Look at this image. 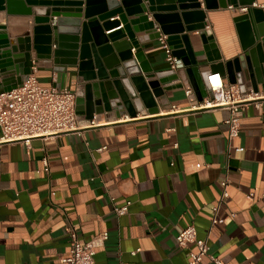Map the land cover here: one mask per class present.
<instances>
[{
    "label": "crops",
    "instance_id": "obj_1",
    "mask_svg": "<svg viewBox=\"0 0 264 264\" xmlns=\"http://www.w3.org/2000/svg\"><path fill=\"white\" fill-rule=\"evenodd\" d=\"M227 2H201L210 24L203 30L207 48L212 57L214 51L220 55L224 70L210 69L218 61L206 59L199 33L191 31L199 70L223 72L224 81L242 91L261 90L262 75L253 65L246 67L244 51L252 41L248 13L229 9ZM34 8L40 13L44 7ZM7 18L14 20L9 19L10 38L32 24L28 15ZM142 47L153 71L173 70L157 38ZM31 58L41 83L57 82L52 59ZM235 63L242 67L243 81ZM67 68L58 83L76 93L83 82L76 66ZM173 71L177 78L161 83L154 114L145 108L130 117L112 110L96 113L93 123L78 130L34 137L28 145L0 141V264H68L62 259L70 230L82 242L108 231L96 250V264H188V251L196 246H180L175 238L188 224L222 264H264V99L258 108L249 104L239 111L240 130L229 138L228 110L191 108L185 68ZM222 179L228 196L218 214L224 221L211 224ZM126 201L127 211L116 214L113 206ZM203 262L215 264L208 256Z\"/></svg>",
    "mask_w": 264,
    "mask_h": 264
},
{
    "label": "water",
    "instance_id": "obj_2",
    "mask_svg": "<svg viewBox=\"0 0 264 264\" xmlns=\"http://www.w3.org/2000/svg\"><path fill=\"white\" fill-rule=\"evenodd\" d=\"M252 2L240 3L247 5L252 29V41L244 54L246 67L253 65L264 81V9L251 6ZM227 3L239 4L237 0ZM36 5L44 7L40 13ZM200 5L199 0H0L4 13L0 21V92L22 82L32 71L33 56L52 59L57 79L53 83L59 87L63 82H58L70 72L68 65L77 67V79L83 86L75 93V108L82 117L92 119L96 113L112 110L135 117L145 108L154 114L158 111L156 97L164 91L161 83L178 75L173 70L153 71L145 57L142 42L157 38L160 29L168 34L173 53L182 59L197 98L211 95L206 83L210 70H199L190 32L199 33L206 59L218 61L210 69L224 70V62L215 51L212 57L207 48L205 12ZM13 15L31 16L32 24L10 38L9 19L14 20L7 16ZM234 70L243 81L242 67L236 64Z\"/></svg>",
    "mask_w": 264,
    "mask_h": 264
},
{
    "label": "built area",
    "instance_id": "obj_3",
    "mask_svg": "<svg viewBox=\"0 0 264 264\" xmlns=\"http://www.w3.org/2000/svg\"><path fill=\"white\" fill-rule=\"evenodd\" d=\"M202 2V0H199ZM251 6L262 7L264 2L253 1ZM229 9H236L241 12L247 10L246 4H227ZM159 30L157 37L164 58L173 70L184 68L182 59L176 56L168 43V34ZM210 30V24L205 23L204 31ZM197 32V31H196ZM33 62V60H32ZM36 64L33 62L32 71L27 73L22 82L17 86L0 92V141L13 142L21 141L28 145L34 137H46L68 131L78 130L86 124L94 122L92 119H82L76 112L75 92L66 87H59L54 83H41L36 75ZM209 73V74H208ZM206 83L211 95H204L201 99H193L194 89L188 84L184 87V93L192 98L191 108H213L224 107L228 115L224 121L227 125L229 138L236 136L240 130L239 111L249 104L255 108L260 107L264 99V88L242 91L238 84L224 81L223 74L218 71L208 72ZM240 149V147H237ZM43 166L48 170V161L43 157ZM222 190L219 199L213 204V217L211 224L222 223L224 218L218 214L219 206L228 192L226 191L227 180L220 181ZM129 201L122 205H114L116 214H123L128 209ZM234 212H230L232 216ZM108 237L107 230H101L92 238L81 241L77 233L69 231V248L63 261L68 264H96L95 254L99 246H102ZM180 246H188L194 243L196 248L189 249L188 264H204L203 257L208 258L215 264H222V260L209 252V245L204 238L196 235V228L193 224L182 227L175 236Z\"/></svg>",
    "mask_w": 264,
    "mask_h": 264
}]
</instances>
